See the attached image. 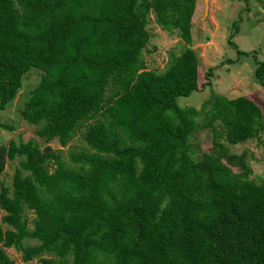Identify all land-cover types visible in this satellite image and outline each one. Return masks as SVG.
<instances>
[{
    "label": "trees",
    "instance_id": "1",
    "mask_svg": "<svg viewBox=\"0 0 264 264\" xmlns=\"http://www.w3.org/2000/svg\"><path fill=\"white\" fill-rule=\"evenodd\" d=\"M195 2L0 0V109L38 68L21 116L61 145L84 124L89 147L69 151V165L34 138L0 143V174L6 159L23 156L11 187L0 182V264H15L10 246L39 264H264V182L216 130L229 144L257 136L260 106L219 93L199 108L183 105L179 96L211 82L209 70L199 85L195 50L171 55L161 70L141 56L151 12L191 43ZM0 127L13 125L0 119ZM200 128L215 135L195 157L189 139Z\"/></svg>",
    "mask_w": 264,
    "mask_h": 264
},
{
    "label": "rangeland",
    "instance_id": "2",
    "mask_svg": "<svg viewBox=\"0 0 264 264\" xmlns=\"http://www.w3.org/2000/svg\"><path fill=\"white\" fill-rule=\"evenodd\" d=\"M154 17V13L151 12L147 27L152 35L141 53L147 67L161 70L166 66L171 55L178 54L185 47L191 46L200 63L199 85L207 80L205 73L211 70V82L188 96H179L180 103L199 108L212 93L223 94L230 98L243 94L260 106L264 124V84L262 83L264 72L261 78L257 73L260 66L258 60H264V8L257 0H196L191 16V43H186L176 28H161ZM234 21L236 24L233 23ZM41 73L42 71L35 67L24 73L22 86L16 96L5 109H0L1 121L13 125L12 129L0 127V143H7L10 138L23 141L34 138L41 146L49 144L52 148L60 150L61 158L72 165L68 158L69 151L89 149L85 142L84 124H79L74 135L61 145L57 138L46 142L43 137H39L36 133L38 125L29 123L21 116L20 109L30 89L39 81ZM109 93L110 90H107L106 96ZM196 118L202 120L201 115ZM216 130L223 133L217 135V138L223 141L229 153L244 152V159L252 170L250 176L258 182H264V129L260 130L257 136L235 144H229L224 139V130L220 126L217 125ZM214 133L210 128H200L190 137L189 142L192 148L196 149L193 152L195 157L200 156L203 150L212 147ZM22 158L23 156H17L14 159H6L5 167L0 174V182L11 187L15 167ZM233 168L237 166L233 164ZM49 169L52 167L50 166ZM23 215L27 218V227L32 229L34 213L25 209ZM3 226L8 225L3 223ZM38 242L36 238L24 237L22 243L27 245ZM3 248L13 258L15 264H39L36 257L27 262L22 261V251L14 246ZM43 254L55 257L49 253Z\"/></svg>",
    "mask_w": 264,
    "mask_h": 264
}]
</instances>
